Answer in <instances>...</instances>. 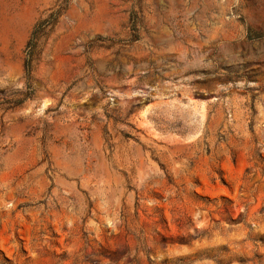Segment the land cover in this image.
<instances>
[{"label": "rangeland", "instance_id": "1", "mask_svg": "<svg viewBox=\"0 0 264 264\" xmlns=\"http://www.w3.org/2000/svg\"><path fill=\"white\" fill-rule=\"evenodd\" d=\"M0 264H264V0H0Z\"/></svg>", "mask_w": 264, "mask_h": 264}]
</instances>
